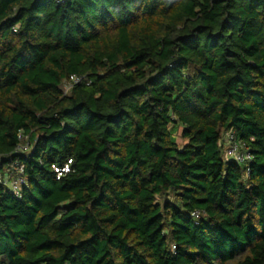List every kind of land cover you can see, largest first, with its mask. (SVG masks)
I'll use <instances>...</instances> for the list:
<instances>
[{
	"label": "trees",
	"instance_id": "1",
	"mask_svg": "<svg viewBox=\"0 0 264 264\" xmlns=\"http://www.w3.org/2000/svg\"><path fill=\"white\" fill-rule=\"evenodd\" d=\"M16 165L0 264H264V0H0Z\"/></svg>",
	"mask_w": 264,
	"mask_h": 264
},
{
	"label": "built area",
	"instance_id": "2",
	"mask_svg": "<svg viewBox=\"0 0 264 264\" xmlns=\"http://www.w3.org/2000/svg\"><path fill=\"white\" fill-rule=\"evenodd\" d=\"M84 78L78 76H72L70 80L65 84V92L67 93L75 85H79L83 82ZM19 138L23 139L21 135ZM229 144L227 146L226 155L236 161L237 163H248L252 161L250 154L241 151L239 144L233 143V135H229ZM27 147L23 146L21 150H26ZM53 170L57 175V179L60 180L71 170V161L66 163L62 167L53 166ZM27 184L24 177V169L20 165L15 166L14 171L7 172L6 175L0 176V185H3L11 190V192L18 198L21 197V192L24 186ZM198 218V215L195 216Z\"/></svg>",
	"mask_w": 264,
	"mask_h": 264
},
{
	"label": "rangeland",
	"instance_id": "3",
	"mask_svg": "<svg viewBox=\"0 0 264 264\" xmlns=\"http://www.w3.org/2000/svg\"><path fill=\"white\" fill-rule=\"evenodd\" d=\"M181 142V141H180Z\"/></svg>",
	"mask_w": 264,
	"mask_h": 264
}]
</instances>
